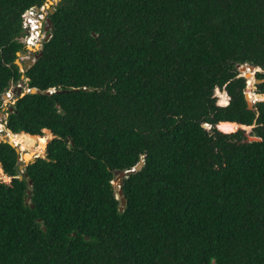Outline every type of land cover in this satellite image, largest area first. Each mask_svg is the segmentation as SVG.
<instances>
[{
    "label": "trees",
    "instance_id": "1",
    "mask_svg": "<svg viewBox=\"0 0 264 264\" xmlns=\"http://www.w3.org/2000/svg\"><path fill=\"white\" fill-rule=\"evenodd\" d=\"M48 1L0 0V113L11 84L38 91L6 128L55 137L24 172L0 142V264H264V101L239 72L264 71V0H59L23 73ZM143 159L121 212L116 173Z\"/></svg>",
    "mask_w": 264,
    "mask_h": 264
},
{
    "label": "rangeland",
    "instance_id": "2",
    "mask_svg": "<svg viewBox=\"0 0 264 264\" xmlns=\"http://www.w3.org/2000/svg\"><path fill=\"white\" fill-rule=\"evenodd\" d=\"M49 1L50 2H47V4L45 5L46 10H45L44 14H48V12L51 11V8L54 7V5L56 4V0H49ZM51 3H54V5H52ZM35 16H36V14H35ZM31 35H32V38H34V40H35V38L37 39V40H35L37 45L34 46V47H28L26 45V51L20 52L19 60H20L21 64L28 63L32 59L34 60L36 55H37L36 53L39 52L42 49V44L41 43L47 38V35H46V32H45L44 28L42 29V32L40 34V38H37V36H39L38 33H33ZM21 41L26 44L27 38L24 37V38L21 39ZM239 72L247 80L246 83H247L248 87L246 88V91H248V99L250 101H251V99H252V101H262V100L264 101V97H263L262 100H260V99L259 100H257V99L253 100V97H252V93H253L252 91H254L257 95L264 96V94H259L258 93V85L263 84L264 80H258L256 78V75H255V78H254V73L255 74H257L258 72H262L263 73L264 71L261 68H259V69L256 68L254 73H251L249 81L246 78V76L244 75L243 71H241L239 69ZM252 81H254L253 84H251ZM20 85H22L23 92H25L26 87H27L26 86V82H21ZM13 87H16V86L13 85ZM215 95L217 96L216 92H215ZM254 98H258V97L255 96ZM219 100L220 99L218 97V104H219ZM6 117H7V115L4 112H3V115H0V136H1L0 141L9 140V135L11 134L6 129L5 124H4V122L6 120ZM253 128H254V126L248 127V128H244V130L246 131V133L248 135L249 140H255V138L253 136H250V133L252 132ZM229 133H232V132H229ZM52 140H53V135L51 134V137L48 138L47 134L45 133L44 142L46 143V145H48L50 143V141H52ZM37 143H36L35 147L32 148L33 150H31V149L29 150L28 149L26 153L23 151L24 152L23 153L24 154V158L26 160H30L32 158H34V160H36L37 158H45L46 157V149H45V151L43 149L42 150H38ZM42 151L44 153L40 156ZM26 155H30L31 157L29 159H27ZM24 163H25V161L23 160V158H21L20 165H23ZM0 181L5 182V183H9L10 182V178H6L1 170H0ZM115 188H116V190L118 192V187L116 185H115Z\"/></svg>",
    "mask_w": 264,
    "mask_h": 264
},
{
    "label": "water",
    "instance_id": "3",
    "mask_svg": "<svg viewBox=\"0 0 264 264\" xmlns=\"http://www.w3.org/2000/svg\"><path fill=\"white\" fill-rule=\"evenodd\" d=\"M58 1L59 0H56V4L58 3ZM50 2V1H49ZM52 5H54V3H51ZM55 13V9L54 8H51V11H50V15H53ZM52 29H53V24H52V21H51V19L49 18L48 19V21H47V25H46V27H45V30L47 31V33H48V36H47V38H46V40H45V42H48L49 40H50V38L52 37V34H51V31H52ZM43 55V52H42V50H40L39 52H38V54L36 55V57H35V60H30L28 63H24V64H21V62H20V60L18 59L17 61H16V64L19 66V68L21 69V71L22 72H24L25 70V68L26 69H29V68H31L34 64H35V62L41 57ZM20 56V53H18V57ZM239 69L241 70V71H245V70H247V69H251V70H256V67H253V66H250V65H248V64H246V65H243V66H239ZM259 69V68H258ZM255 73H254V78H255ZM38 91L36 90V89H32V91H31V93H37ZM248 92V91H247ZM247 92L245 93V98H246V101H247V105H248V109H250V110H254L255 109V103L254 102H252V101H250V100H248V97H247ZM53 92L52 91H48L47 92V94H52ZM21 94V90L19 89L18 90V95H20ZM5 98V97H4ZM1 115V114H0ZM238 129H243L244 130V128H243V125H239V128ZM13 134V133H12ZM55 137L53 136V139H54ZM2 142H7V143H10L12 146H14L15 148H16V150H17V152H18V154L20 155V160H21V158L23 157V151L21 150V148L19 147V146H17L15 143H13L12 141H10V140H3ZM47 148V147H46ZM35 162V160H33V161H31L30 163H24L23 165H19V170L21 171V172H24V170L27 168V166L29 165V164H31V163H34ZM144 164H145V161H144V159L143 160H141L139 163H138V165L134 168V169H132V170H130V171H127V172H117L116 174H117V176H116V179L114 180V183H113V185L115 186H117L118 187V199L120 200V203H121V206H120V211L122 212V211H124V208H125V206H126V204H127V200H126V198L124 197V194H123V189H122V186H123V182H124V179L125 178H127V176H130L132 173H135L136 171H139V170H141L142 168H143V166H144ZM20 179L22 180L23 179V177L22 176H20ZM33 184V182L32 181H30L29 182V185L31 186ZM31 195H32V192L31 191H28V196H26L25 197V204L26 205H29V203H30V200H31ZM31 208H34V206L32 205L31 206ZM44 231H45V229H44ZM74 236H77V233H74Z\"/></svg>",
    "mask_w": 264,
    "mask_h": 264
},
{
    "label": "built area",
    "instance_id": "4",
    "mask_svg": "<svg viewBox=\"0 0 264 264\" xmlns=\"http://www.w3.org/2000/svg\"><path fill=\"white\" fill-rule=\"evenodd\" d=\"M46 8L45 6L41 7L40 9L38 8H32L30 9L28 12H26V14L24 15V23H23V27L24 30L26 32V38H27V42L26 45L28 47H34L36 46V41L37 40L35 38H32L33 33H38L39 36H37V38H40V34L42 32V29L44 28L43 26L46 23V18L48 14H44ZM35 14H38V18H35ZM16 87H13V85H11L10 88L7 89V92L5 93V98H3V110L1 115H3V112L6 113L7 117L9 116V112L11 111L12 106L15 105L16 101L18 100V98L23 97L26 93L31 92L32 90H30L28 87H26L25 92H23V88L22 85L17 84L14 85ZM21 90V94L18 95V90ZM253 95H257L254 91ZM255 104L257 103V101H253ZM6 117V119H7ZM4 124H6V120L4 122Z\"/></svg>",
    "mask_w": 264,
    "mask_h": 264
},
{
    "label": "bare ground",
    "instance_id": "5",
    "mask_svg": "<svg viewBox=\"0 0 264 264\" xmlns=\"http://www.w3.org/2000/svg\"><path fill=\"white\" fill-rule=\"evenodd\" d=\"M255 71V70H254ZM245 73V71H244ZM245 75V74H244ZM254 81H252L251 84H253ZM248 94V92H247ZM248 97V95H247ZM249 100V99H248ZM253 102V101H252ZM11 133V132H10ZM36 138V137H35ZM0 139H1V136H0ZM37 139V138H36ZM9 140L12 141L13 143H15L17 146H19L21 148L22 151H24L25 153L27 152V150L31 149L33 150L32 148L29 147V144H30V136L28 134H25V133H21V134H18V135H14V134H10L9 135ZM38 140V139H37ZM38 142V141H37ZM47 145L45 143V149H46ZM44 149V151H45ZM44 152L42 151L40 156L43 154ZM27 159H29L31 156L30 155H26ZM23 160L25 161V163H30L31 161L34 160V158L30 159V160H26L24 158V154H23ZM1 169V167H0ZM2 171V169H1Z\"/></svg>",
    "mask_w": 264,
    "mask_h": 264
},
{
    "label": "clouds",
    "instance_id": "6",
    "mask_svg": "<svg viewBox=\"0 0 264 264\" xmlns=\"http://www.w3.org/2000/svg\"><path fill=\"white\" fill-rule=\"evenodd\" d=\"M48 2H49V1H48ZM46 4H47V3H46ZM46 4H45V5H46ZM45 5H44V6H45ZM36 8H37V7H36ZM52 8H53V7H52ZM38 9H40V8H38ZM49 14H50V12H48V15H47V18H46V23H45V25H44V30H45V27H46V25H47V21H48V19H49V17H48ZM34 17H35V18H38V14H36V16H34ZM45 32H46V35L48 36V33H47L46 30H45ZM23 38H24V37H23ZM45 40H46V39H45ZM45 40L41 43V44H42V47H43V43L45 42ZM21 42H22V41H21ZM23 43H24V42H23ZM24 44H25V43H24ZM25 45H26V44H25ZM41 50H42V49H41ZM36 54H38V52H37ZM34 60H35V59H34ZM24 70L26 71L27 69L25 68ZM25 71H24V72H25ZM24 72H23V73H24ZM27 81H28V80H26L25 82H27ZM11 85H15V84H11ZM11 85H10V87H11ZM26 86H27V85H26ZM10 87H9V88H10ZM52 92H54V91H52ZM246 92H247V91H246ZM17 94H18V93H17ZM4 97H5V94L3 95V98H4ZM262 101H263V100H262ZM257 102H260V101H257ZM219 105H220V104H219ZM12 107H13V106H12ZM12 110H13V108H11V111H10V112H12ZM10 112H9V113H10ZM1 113H2V112H1ZM1 113H0V114H1ZM7 118H8V117H7ZM5 127H6V124H5ZM6 129H7V128H6ZM8 131H9V130H8ZM9 132H11V131H9ZM11 133H12V132H11ZM50 133H51V132H50ZM28 135H29V134H28ZM0 142H2V141H0Z\"/></svg>",
    "mask_w": 264,
    "mask_h": 264
}]
</instances>
